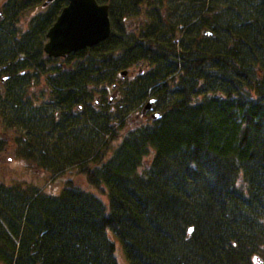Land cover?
Segmentation results:
<instances>
[{"label": "trees", "instance_id": "trees-1", "mask_svg": "<svg viewBox=\"0 0 264 264\" xmlns=\"http://www.w3.org/2000/svg\"><path fill=\"white\" fill-rule=\"evenodd\" d=\"M44 2L0 0V155L77 167L107 202L71 180L58 194L0 183V264H118L117 243L128 264L264 263V0H97L110 37L61 62L43 47L68 0ZM31 78L51 90L35 104ZM152 99L158 119L142 115Z\"/></svg>", "mask_w": 264, "mask_h": 264}, {"label": "water", "instance_id": "water-1", "mask_svg": "<svg viewBox=\"0 0 264 264\" xmlns=\"http://www.w3.org/2000/svg\"><path fill=\"white\" fill-rule=\"evenodd\" d=\"M53 1L45 0L43 7ZM108 9L107 4H99L97 0H68L67 6L62 9L46 34L47 43L43 47L44 53L49 58H63L95 47L107 40L111 34ZM204 35L210 36V33L204 32ZM126 73V71L121 72V76L124 77ZM153 104L154 99L148 101L143 112L150 110ZM159 117L158 113L152 114L153 119ZM191 233L188 230V235ZM256 260L258 264H264L261 259Z\"/></svg>", "mask_w": 264, "mask_h": 264}, {"label": "rangeland", "instance_id": "rangeland-1", "mask_svg": "<svg viewBox=\"0 0 264 264\" xmlns=\"http://www.w3.org/2000/svg\"><path fill=\"white\" fill-rule=\"evenodd\" d=\"M2 1L4 0H1V2ZM41 10V8H32L19 14L17 16L18 29L21 30V32H24L25 30L28 31L34 17L40 14ZM141 19L142 17L140 16L134 20L139 21ZM134 70L136 72L138 69ZM134 70H130L129 74L126 75V78H132ZM38 89H40L39 86ZM140 111L141 110H137L135 113H133V115H135L134 118L131 114L126 116L123 130L131 129L135 126V122L139 117L138 115L140 114ZM5 132L8 135H13L11 130L5 129ZM12 142L14 143L15 140L13 139ZM117 143L118 141H113L110 144L107 156L110 155ZM9 157L12 158V161L8 160ZM68 171L69 172L67 173L54 175L49 171L37 169L35 164H30L25 158L19 157L13 149L12 151L9 149L8 152H5L2 156L0 155V183L5 185L24 183L29 186L41 188L48 194H58L62 191L66 182L71 180L77 187L91 191L101 200L107 202V197L100 195L92 186L87 183L85 176L78 174L77 167L70 168ZM115 255L118 264H128L122 247L118 243L116 246ZM253 261L254 264H258L256 258H254Z\"/></svg>", "mask_w": 264, "mask_h": 264}, {"label": "flooded vegetation", "instance_id": "flooded-vegetation-1", "mask_svg": "<svg viewBox=\"0 0 264 264\" xmlns=\"http://www.w3.org/2000/svg\"><path fill=\"white\" fill-rule=\"evenodd\" d=\"M66 6H64V7H66ZM62 9H61V11H62ZM108 15H109V9H108ZM1 19H2V16L0 15V20ZM140 23H141V21L138 22V21H135V20H129V21L128 20H123L122 23H121L122 25L117 26V29H116V34L118 35L119 40L127 39L130 34H133V33L137 32L139 30ZM110 24H111V22H110ZM45 38H46V36H45ZM46 42H47V39H46ZM67 56H65L63 58H51V59L52 60H58V61L61 62ZM59 67H60V69L64 68L62 65H60ZM129 71H128L127 74H129ZM122 80H126V77H122ZM5 81H6L5 78H3L1 80V82H0V85H1L0 86V95H2L4 93V91H5L4 90L5 89L4 88ZM38 86H39L40 89H38ZM26 90H29V92L26 91L24 93H25L26 97L28 99H30L31 103H33V104L37 103V100L39 99V96H42V98L43 97L46 98L51 92L49 85H47L45 83H42V82L40 84H38V85H35V81H34L33 78L30 79L29 86H28V88ZM113 93H114V91H113V88H112V90H110V89L107 90L105 92V94L103 95L104 98H107V97L109 98L108 99V104L110 105V107L113 105V97H114ZM20 95H22V93H20ZM94 96L98 97V98H96L95 101L92 102L91 107L95 108L96 110H100L99 98L101 97V93H94ZM112 110H113V108L111 109V112H113ZM84 112H85V110H83L82 106H77L76 105L75 107H73L71 109V114H73V115H76L77 113H79V115H82V114H84ZM153 112H154V108L152 107L150 110L142 112V115L144 117L151 116ZM58 114H59V111H58ZM58 116H60V114ZM18 133H20V132H18ZM6 152H8V151H6ZM8 160L12 161V158L9 157Z\"/></svg>", "mask_w": 264, "mask_h": 264}, {"label": "snow or ice", "instance_id": "snow-or-ice-1", "mask_svg": "<svg viewBox=\"0 0 264 264\" xmlns=\"http://www.w3.org/2000/svg\"><path fill=\"white\" fill-rule=\"evenodd\" d=\"M192 229H189V233H191Z\"/></svg>", "mask_w": 264, "mask_h": 264}]
</instances>
